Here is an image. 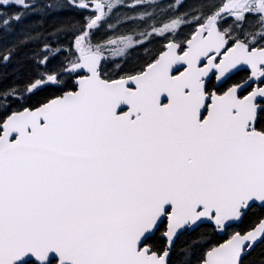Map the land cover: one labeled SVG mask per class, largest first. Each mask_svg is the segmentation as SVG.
<instances>
[{
    "label": "snow or ice",
    "instance_id": "snow-or-ice-1",
    "mask_svg": "<svg viewBox=\"0 0 264 264\" xmlns=\"http://www.w3.org/2000/svg\"><path fill=\"white\" fill-rule=\"evenodd\" d=\"M0 264H264V0H0Z\"/></svg>",
    "mask_w": 264,
    "mask_h": 264
}]
</instances>
